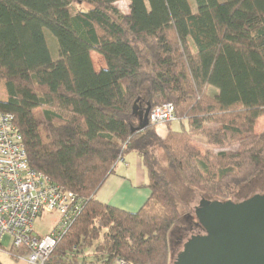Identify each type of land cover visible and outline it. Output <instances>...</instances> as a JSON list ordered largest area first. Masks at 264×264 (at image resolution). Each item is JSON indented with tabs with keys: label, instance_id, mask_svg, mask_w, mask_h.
I'll return each instance as SVG.
<instances>
[{
	"label": "trees",
	"instance_id": "trees-1",
	"mask_svg": "<svg viewBox=\"0 0 264 264\" xmlns=\"http://www.w3.org/2000/svg\"><path fill=\"white\" fill-rule=\"evenodd\" d=\"M117 1L0 0V112L13 115L29 167L83 200L42 264H87V249L90 264H172L170 236L181 208L190 210L168 173L218 200L264 174V131H255L264 117V0H194V11L189 0H127V14ZM91 51L105 67L94 69ZM166 102L186 127L168 124L161 137L143 114ZM132 151L150 194L126 211L95 194Z\"/></svg>",
	"mask_w": 264,
	"mask_h": 264
},
{
	"label": "built area",
	"instance_id": "built-area-1",
	"mask_svg": "<svg viewBox=\"0 0 264 264\" xmlns=\"http://www.w3.org/2000/svg\"><path fill=\"white\" fill-rule=\"evenodd\" d=\"M171 102L149 109L148 121L157 126L174 120ZM83 200L28 165L22 136L11 113L0 112V249L8 238L9 250L23 247L27 264H42L82 208ZM55 215L54 226L43 235L34 231L35 218ZM8 251V250H7ZM114 264H124L118 259Z\"/></svg>",
	"mask_w": 264,
	"mask_h": 264
},
{
	"label": "water",
	"instance_id": "water-1",
	"mask_svg": "<svg viewBox=\"0 0 264 264\" xmlns=\"http://www.w3.org/2000/svg\"><path fill=\"white\" fill-rule=\"evenodd\" d=\"M193 214L204 233L191 235L172 264H264V191L240 201L202 199Z\"/></svg>",
	"mask_w": 264,
	"mask_h": 264
},
{
	"label": "rangeland",
	"instance_id": "rangeland-1",
	"mask_svg": "<svg viewBox=\"0 0 264 264\" xmlns=\"http://www.w3.org/2000/svg\"><path fill=\"white\" fill-rule=\"evenodd\" d=\"M189 3L191 6V9L194 11L196 9V4H195L194 0H189ZM114 5L122 13H124V14L128 13V1L127 0H119V1L115 2ZM87 7H88L87 4L81 5V6L75 5V4L71 5V9H86ZM52 15L57 20L64 22V23H67V13L59 12V11L55 10V11H52ZM44 33H45V37H46L49 49L51 51V54L53 57H55L56 56V49H55V47H53L55 38L48 30H45ZM91 54L93 56V57H91V59H92L94 69L98 70V68L103 65V63H102L101 66H99V63H100L99 61H101L102 60L101 58H103V57L100 54H99V56L95 55V53H91ZM104 65H105V63H104ZM4 97H5L4 86H3V84H1L0 85V98H4ZM35 117L37 118V120L39 122H41L42 118H41L40 109H37L35 111ZM263 120H264V117H263V119H261L257 123L256 132L264 131V121ZM168 124L173 130H179L182 127V125H184L186 127V122L184 120L180 121L178 119H174V120L169 121L167 124L163 125V127L165 128ZM40 131H41L42 139L45 140V130H44V127L42 126V123L40 124ZM193 138L195 140V143L194 142L193 143L197 147L204 148L203 145H205V144H204V140H203L202 136L197 135V136H194ZM212 149H214V148H212ZM200 150H202V149H200ZM132 154L137 155L136 152H132ZM159 156L162 159V161L165 163L166 159L164 157L162 150H159ZM168 176L173 181V183L176 186V188L178 189L179 193L184 197V199H186L188 201L187 207L190 211L187 212V211H184L183 208H181V212L183 213V217H182L181 222H180L182 225L187 226L188 220H190V218L188 217L186 219L185 216L190 215L192 217L193 209L195 206L198 205L199 201H201L202 199H209V198H207V196H201V194L197 190H195L191 187L185 186L182 183H180L178 181V179H176L172 173H168ZM263 191H264V174L260 178H257L255 181H253L250 185L243 187L238 193H236L233 196L232 200L233 201H240V200L245 199L246 197L251 196L252 194L260 193ZM193 218H194V216H193ZM55 219H56L55 215H51V214H47V213H42V214L38 215L33 222L34 231L40 235L46 234L54 226V220ZM176 228L173 229L172 234L170 236V249H171V252L173 254V258L177 254V252L182 248V245L177 247L176 245L173 244L175 239H176V236L179 235V233H177L175 231ZM2 246H3L2 247L3 249L2 248L0 249V264H27L21 258H13V257H11V255H9V254H12V255L20 254L21 255V253L14 252L11 249L10 250L8 249L10 246V243L8 242V238L2 239ZM6 249H8V251ZM8 252H9V254H8ZM86 252H87V256L85 257V261L86 262L88 261L87 264H90L89 261L91 260V258H93V255L89 254L91 252L90 249H87ZM173 258H172V260H173Z\"/></svg>",
	"mask_w": 264,
	"mask_h": 264
},
{
	"label": "crops",
	"instance_id": "crops-1",
	"mask_svg": "<svg viewBox=\"0 0 264 264\" xmlns=\"http://www.w3.org/2000/svg\"><path fill=\"white\" fill-rule=\"evenodd\" d=\"M91 53H95V55L99 56L98 53L91 51V57H93ZM101 59L102 62L99 61V66H101L102 63L103 65L105 63L104 59ZM103 65L99 67L98 70L105 67V65ZM261 119H263V116L258 118L257 123ZM155 130L161 137H164L166 134V127L164 128L163 125L157 126ZM191 142L198 150L202 149L200 150L201 152L206 148V145L203 144L204 148L197 147L194 144V138H192ZM132 152L125 154L116 163L114 171L106 177L96 192L95 198L97 200L126 211L138 210L147 200L150 194L149 189L144 185L147 182V172L142 164L140 156L138 154H132ZM9 255L13 258H21L23 260L20 254Z\"/></svg>",
	"mask_w": 264,
	"mask_h": 264
},
{
	"label": "flooded vegetation",
	"instance_id": "flooded-vegetation-1",
	"mask_svg": "<svg viewBox=\"0 0 264 264\" xmlns=\"http://www.w3.org/2000/svg\"><path fill=\"white\" fill-rule=\"evenodd\" d=\"M262 193V192H260ZM247 198V197H246ZM194 214H192V217L190 215H186L185 218L187 219L188 217L190 218V220H188V224L187 226L182 225L181 223L177 226L176 228V232L179 233L178 236H176V239L174 241V245H176L177 247H179L180 245H183V243L191 236V235H195L198 233H204V230L202 229V227H200L197 224V219L193 218ZM175 232V233H176ZM186 238V239H185ZM174 259V258H173ZM173 261V260H172Z\"/></svg>",
	"mask_w": 264,
	"mask_h": 264
}]
</instances>
